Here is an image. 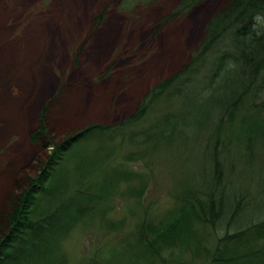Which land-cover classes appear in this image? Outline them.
<instances>
[{
	"label": "rangeland",
	"instance_id": "rangeland-1",
	"mask_svg": "<svg viewBox=\"0 0 264 264\" xmlns=\"http://www.w3.org/2000/svg\"><path fill=\"white\" fill-rule=\"evenodd\" d=\"M151 1L0 0V52L6 47L14 51L10 59L0 56V71L6 77L0 80V207L17 189L18 179L23 183L24 177L36 174L42 152L30 143L29 136L37 125L38 112L58 92L60 101L50 109L56 134L91 124L118 126L133 115L151 89L190 65L209 11L222 2L203 0L188 14L171 19L181 0ZM100 14L104 19L94 26ZM212 64V58H205L194 67L197 74L191 78L200 83ZM24 84L31 85L30 93ZM201 88L184 87L182 96L170 101L161 99L140 124L123 129L115 138L119 142L116 163L135 152L139 160L129 165L144 180L150 177L142 202L150 206L152 219L166 216L174 203V191L180 186L197 188L207 172V158L217 138L229 145L222 154L228 164L226 180L249 187L255 199L263 190L257 173L262 152L258 151V161L251 164L254 174L242 173L237 159L245 151L241 144L248 130L255 134L253 140L261 136L256 133L257 125L253 129L249 126L257 119L264 127V89L256 100L259 106H246L218 136L213 123L190 127V120L184 117L186 112L199 110ZM83 110L92 113L73 116V112ZM168 114V123L161 122ZM173 125L178 128L175 136L169 131ZM138 183L122 182L115 205L105 214L106 222L122 221V230L107 229L96 216L65 238L67 264H86L92 257L100 264H109L116 259L113 253L131 243L129 233L140 220L132 214L134 199L126 188ZM261 206L264 198L253 201L251 211L258 215ZM123 261L118 260L119 264ZM202 262L199 255L185 252L178 260L165 264Z\"/></svg>",
	"mask_w": 264,
	"mask_h": 264
},
{
	"label": "trees",
	"instance_id": "trees-1",
	"mask_svg": "<svg viewBox=\"0 0 264 264\" xmlns=\"http://www.w3.org/2000/svg\"><path fill=\"white\" fill-rule=\"evenodd\" d=\"M202 2L181 0L171 19L188 14ZM103 14L94 26L103 21ZM209 14L190 65L151 89L133 115L118 126L91 124L58 135L50 109L61 94L43 106L29 136L30 143L42 152L36 174L24 177L23 183L18 179L17 189L0 207V264H67L65 238L96 216L107 229L122 230V221L106 222L105 214L115 205L122 182L133 180L139 182L137 186L129 185L126 190L134 199L132 214L140 221L129 233L131 243L113 253L116 259L109 264H119L121 258L123 264H165L185 252L199 255L202 264H264V207L258 215L251 211L253 201L264 198V127L257 119L249 127L257 125L256 133L261 136L253 140L255 134L248 130L241 144L245 151L237 159L242 173L254 174L251 164L258 161V151L262 152L257 173L263 190L256 199L249 187L226 180L228 164L222 154L229 145L218 138L197 188L175 190L173 206L160 219L150 218L151 208L142 202L150 177L144 180L132 170L129 164L139 160L135 152L122 156L119 163L114 160L119 147L115 138L123 129L140 124L161 99L182 96L184 87L202 86L199 110L184 116L190 127L211 122L218 136L246 106H259L256 100L264 89V0H222ZM207 57L212 58V67L196 83L191 78L197 74L194 67ZM169 118L170 114L161 122L168 123ZM172 127L169 131L175 136L178 128ZM86 264L100 263L92 257Z\"/></svg>",
	"mask_w": 264,
	"mask_h": 264
},
{
	"label": "bare ground",
	"instance_id": "bare-ground-1",
	"mask_svg": "<svg viewBox=\"0 0 264 264\" xmlns=\"http://www.w3.org/2000/svg\"><path fill=\"white\" fill-rule=\"evenodd\" d=\"M0 36H2V33H0ZM111 36H113V34H111L109 37L111 38ZM114 40H115V37H114ZM13 54H14V51L9 47V48H4V50H2L1 52H0V56L3 58V55H4V57L5 58H7V59H10L12 56H13ZM8 76V75H7ZM6 77H5V74H4V72L3 71H0V80H3V79H5ZM24 86H25V88L28 90V93H30L31 92V88H30V84L27 86V85H25L24 84ZM100 103H101V100H100ZM97 105H98V102H97ZM99 108V107H98ZM97 108V109H98ZM96 109V110H97ZM95 110V111H96ZM91 114L92 113V111L90 110H83V111H76V112H73V116L74 117H81V116H83L84 117V115H86V114ZM68 118H72L70 115L68 116ZM5 131H8V128H5Z\"/></svg>",
	"mask_w": 264,
	"mask_h": 264
}]
</instances>
